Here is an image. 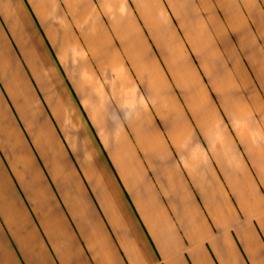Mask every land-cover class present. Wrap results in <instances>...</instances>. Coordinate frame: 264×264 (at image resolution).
Listing matches in <instances>:
<instances>
[{
  "label": "crops",
  "instance_id": "crops-1",
  "mask_svg": "<svg viewBox=\"0 0 264 264\" xmlns=\"http://www.w3.org/2000/svg\"><path fill=\"white\" fill-rule=\"evenodd\" d=\"M239 4L0 0V264H264Z\"/></svg>",
  "mask_w": 264,
  "mask_h": 264
},
{
  "label": "rangeland",
  "instance_id": "rangeland-1",
  "mask_svg": "<svg viewBox=\"0 0 264 264\" xmlns=\"http://www.w3.org/2000/svg\"><path fill=\"white\" fill-rule=\"evenodd\" d=\"M220 1V0H219ZM228 0H223V3H227ZM240 14L244 13L246 15L247 21L252 29L253 41L257 50L264 57V0H239ZM246 7H249L257 10V15L253 16L254 20H251L247 14ZM261 29V30H260Z\"/></svg>",
  "mask_w": 264,
  "mask_h": 264
}]
</instances>
